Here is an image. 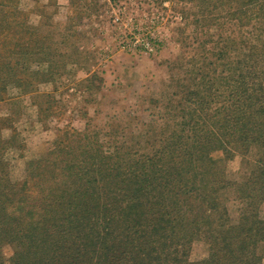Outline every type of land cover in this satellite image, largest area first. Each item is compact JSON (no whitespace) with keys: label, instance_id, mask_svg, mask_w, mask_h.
<instances>
[{"label":"trees","instance_id":"obj_1","mask_svg":"<svg viewBox=\"0 0 264 264\" xmlns=\"http://www.w3.org/2000/svg\"><path fill=\"white\" fill-rule=\"evenodd\" d=\"M12 1L3 2L0 39L12 28ZM189 1L202 29L217 25L214 14L222 7L240 28L242 58L235 67L224 64L230 74L218 73L213 61L209 75L204 63L198 67L186 92L167 104L180 119L172 125L135 134L132 143L91 124L81 133L65 129L51 150L27 163L24 179L13 182L5 156L23 146L12 117H0V264L4 246L13 249L9 264H261L256 245L264 243V220L255 207L264 201V0ZM9 38L11 55L16 40ZM230 42L216 60L228 58ZM27 71L26 62H0V102L14 77ZM4 129H12L10 138H3ZM234 145L260 152L254 162L260 188L236 191L245 204L238 221L224 206L234 184L211 158L219 149L230 160ZM199 238L209 254L193 262Z\"/></svg>","mask_w":264,"mask_h":264},{"label":"rangeland","instance_id":"obj_2","mask_svg":"<svg viewBox=\"0 0 264 264\" xmlns=\"http://www.w3.org/2000/svg\"><path fill=\"white\" fill-rule=\"evenodd\" d=\"M3 2L6 0H0V12L5 9ZM189 2L12 1L15 14L12 20L9 18L12 28L0 39V62H26L28 67L26 75L14 77L6 100L0 102V117H12L13 130L23 146L9 149L5 156L13 182L24 179L27 163L51 150L65 129L81 133L91 124V130H116L132 143L135 134L151 133L161 129L163 123L172 125L180 120L167 104L186 92L189 79L203 63L208 75L212 68L208 61L216 63L218 73L230 74V65L224 64L233 62L235 67L242 58L240 28L227 21L226 13L218 6L214 14L217 25L209 22L203 28L212 35L209 42L203 23L193 21L192 12L199 9ZM243 30L250 32L251 25ZM10 34L16 40L11 55L7 51L12 42ZM228 42V58L216 60L214 55ZM146 43L154 46L152 51ZM11 134L12 129L2 131L4 139ZM232 150L230 160L224 161L219 149L211 153V158L234 184L224 206L230 218L238 221L245 204L236 191L260 188L256 182L260 172L254 167L260 152L254 145L248 151L239 145ZM252 207L254 210V204ZM255 211L264 220V201L256 204ZM256 246L264 264V243ZM12 254L13 249L4 246L5 264H9ZM208 254V244L199 238L192 244L189 259L198 262Z\"/></svg>","mask_w":264,"mask_h":264},{"label":"built area","instance_id":"obj_3","mask_svg":"<svg viewBox=\"0 0 264 264\" xmlns=\"http://www.w3.org/2000/svg\"><path fill=\"white\" fill-rule=\"evenodd\" d=\"M146 46L148 47V49L150 50V51H152L153 50V48L152 47H154L153 45H151L150 43H146Z\"/></svg>","mask_w":264,"mask_h":264}]
</instances>
